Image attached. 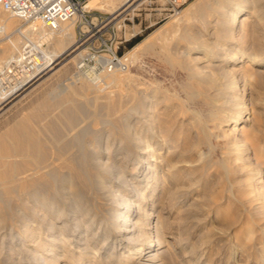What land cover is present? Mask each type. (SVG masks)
Listing matches in <instances>:
<instances>
[{
  "label": "bare ground",
  "instance_id": "1",
  "mask_svg": "<svg viewBox=\"0 0 264 264\" xmlns=\"http://www.w3.org/2000/svg\"><path fill=\"white\" fill-rule=\"evenodd\" d=\"M139 1L95 0L92 4L86 2L85 9L108 12L110 21H116L115 26L120 28L119 17L136 8ZM2 13L1 29L7 33L12 19L21 20ZM177 15L168 30L176 31L183 23L188 24L189 31L196 30L194 35L186 33L190 36L185 39V47L171 48L175 57L170 56L171 63L168 62L176 64L181 71L179 76L184 77L180 88L186 99L201 98L211 107L207 117H212L217 128L230 122L232 131L246 138L240 144L234 137L228 140L230 147L244 151L243 157L240 152L235 153L233 160L246 163L249 154L254 155L256 149L262 154L264 147L258 143V125L252 122L251 114H246L245 107L238 108L235 92L240 84L244 92L248 77L256 79L255 84L264 92V73H252L264 66V0H194ZM192 18L197 22L190 23ZM77 19L60 24L53 33L35 25L26 27L22 34L17 32L10 42L17 54L7 61L19 55L24 38H46L49 42L44 68L30 79L20 81L23 87L53 69L68 51L77 52L72 60H77L78 65L84 55L83 50L75 47ZM243 39L252 41L247 43ZM152 44L147 43V47L156 46ZM191 52L195 55L191 56ZM128 55L123 59L129 64L134 56ZM118 72L123 71L103 72L93 80L76 71L63 83L45 90L43 100L29 113L36 117L30 121L31 128L26 127V120H18L0 134V264H132L135 259H139L138 264H146L141 261L144 257L154 262L157 246L172 231L165 214L177 210L176 214H181L180 223L184 224L194 216L191 207L200 211L212 202L204 192L198 198L199 203L194 200L183 209L195 193L192 185L201 181L204 174L202 171L194 177L198 171V166H194L203 160L199 149L206 144L204 135L190 136L191 122L184 124L181 117L187 113L184 103L173 105V98L178 96L172 94L168 98V92L159 87L124 90ZM19 90L0 92V99L12 97ZM84 108L90 110L92 118L80 125L85 122ZM2 109L0 106V113ZM199 128L205 130L204 125ZM200 167L204 169L205 164ZM261 172L258 169L256 174ZM184 180L189 188L181 185ZM201 183L205 191L208 184L204 180ZM157 189H160L157 201L146 196ZM156 202L161 205L158 211L153 209ZM146 206L151 210L145 212ZM149 212H153V218L145 228L144 219ZM184 228L178 226V234ZM251 235L246 238L248 241ZM179 239L189 245L188 256L195 259L194 264L208 250L221 248L222 243L220 237L213 235L201 237L197 244ZM225 257L224 264H229L228 258L235 256Z\"/></svg>",
  "mask_w": 264,
  "mask_h": 264
},
{
  "label": "rangeland",
  "instance_id": "2",
  "mask_svg": "<svg viewBox=\"0 0 264 264\" xmlns=\"http://www.w3.org/2000/svg\"><path fill=\"white\" fill-rule=\"evenodd\" d=\"M141 1L142 0L139 1V5L136 8H134L132 11H126L125 14L119 17V20L121 19L120 28H117L115 26L116 21L111 22L109 25L113 26L112 34L110 32H107V34L105 35L106 37H109L110 34V39H117V41H120L117 48L118 56L127 57L128 53H129L128 55L129 57L130 55L134 56L131 57L129 60L130 63L128 64L127 71L118 72V76L122 79L120 87H122L124 90L127 89L128 87H133L134 89H138V90H142L145 88L153 89V87L154 88L159 87V88H163L162 89L163 92L165 93L168 92L166 94L168 98H171L172 94H176L178 96L177 99L173 98L172 100V103L174 102L173 105H175V103L176 104L184 103L183 108L186 110L187 113L181 117L182 120L184 119L183 121L185 122L184 124L188 123L187 121L191 122L190 123L191 128L189 130V133L191 134L190 136L193 137L201 134L200 137H202V135H204L205 137L203 136L202 138H204L206 144L201 145L199 149L200 152L202 151L203 154V160H202L203 162L201 161L199 164H196V166H194V167L198 166L197 167L198 171H196L197 174L195 173L194 177L198 176V174L201 175L202 171L204 172V174L201 176V181L197 182L195 185H192L191 190L195 191V193L191 194L192 197H190L187 200L183 209H186V207H188V205L191 204L192 201L193 203L196 202V204L199 203L200 199L198 198H200V195L204 192L207 193L210 196V199L212 200L211 203L202 207V210L200 209V211L199 209L198 210L195 209L194 206L191 207L193 209H191L190 212L194 213V216L192 218L187 219L186 223L184 224L180 223L179 218L181 217V214H176L177 210L176 211L171 210L169 211L168 214H165V216L168 219L167 221L169 223L168 225H170L172 231L170 233H166L164 235L163 244L157 246V250L153 256L155 260L154 262L146 261V257L141 259V261H144L146 264H159V263L160 264L162 263L163 264H174V263L194 264L195 259L188 256L189 245L183 244V241L182 240L180 241L179 238L187 239L188 242L197 244L201 237L204 236L211 237L213 235L220 237V240H222L221 245L223 246L220 245L221 248L219 247L216 248L215 246L214 247L215 249L208 250L205 257H202L198 264H205V263L224 264V262L227 260L225 259L226 258L225 256L231 257L232 255L235 257L228 258V260L230 261L229 264H232L231 262H235V261H237L236 264H264V221H263L264 206H262L264 205V170H263L264 152L261 154L256 149V151L252 153L254 155L249 154L251 157L249 160L246 161V163L245 161L242 162L238 160H233L235 157V153L240 152L242 155L244 151H242V149L241 151H237L239 147H234V146L230 147L228 142L230 140H233L231 137H234V140L235 139L238 140L240 144L246 138L243 139L244 136L237 134L235 131H232L233 124L230 122H228L226 126H223L222 124V127L217 128L214 122L211 121L212 117L211 116L209 118L207 117L210 115L209 112L211 110V107L206 105L203 99L201 98L186 99L185 92L180 88L179 85L184 82V77L179 76L181 71L176 64L170 65L171 62L169 61V57L170 56L175 57V54L173 51H171V48L173 49V47L177 46L178 48L182 49L183 47H185L187 45V42L185 40L187 39L186 37H189L191 34L194 35L196 32L195 28H192L191 26L192 29L190 28L191 31H189L188 24L183 23L182 26L176 31L168 30L167 28L173 23V21L178 15L177 14L171 15V13L168 10V7L160 1H155L154 4H148L145 2L142 3ZM193 1L194 0L187 1L180 8L178 12H181V10L188 7ZM94 2L95 0L87 1L88 4H92ZM92 10H95L97 15L101 16L100 18L102 19L105 17L111 18L110 14L104 10H98V9H92ZM4 14L5 16H8L6 13ZM100 18L98 17V19ZM11 21L13 23L11 24L12 25L11 28H9L6 31L7 33L2 32L1 29L2 27L0 24V29H1L0 39H3L0 41V65H2L10 58L14 57L13 55L17 54V53L14 54V50L11 49L12 47L10 45V42L14 40V38H16L17 36L16 30L20 27L21 21L16 22L14 21V19H12ZM196 22L197 19L195 18H192L190 20V23H196ZM186 33H189L190 35H186ZM4 36H9L10 39H6V37L4 38ZM160 36L162 37L159 38ZM77 37H78V30L76 24H74V40L76 44H77L76 42ZM152 37H154L153 39L155 40L152 39L153 40L152 41L150 39ZM243 40H246L247 43L252 41V39H248V40L243 39ZM144 42L151 44L153 43L152 47L153 45L156 46L153 48L147 47V43L145 44ZM139 43L141 45L140 47H138V49H136L137 44ZM167 47L169 49H167ZM80 49L81 48H79V50ZM168 50H170V52H168ZM76 53H77L76 51L75 52L68 51L56 61V64L52 66L53 69L48 71L46 74L42 75L38 80L37 78L34 79V81L25 85L12 97H6V99H0V106L5 110L4 111L2 109L3 113H0V134H2V132H4L6 129L11 128V126L13 127L18 120L19 121L26 120L25 121L26 127L29 128L32 127L30 125L31 123L30 121H34L36 117L33 115L32 117L30 115L31 114L30 112L33 111L35 105L38 102H41L43 100L44 98L43 95L48 91L49 87L51 88L52 86L54 87L60 83H63L65 78L74 75L76 71H80L77 69V64H76L77 60H72V57H74ZM82 54H84V52ZM190 55L193 56L195 54L191 52ZM136 56L138 57V59H136L137 58ZM256 70L258 71H252V73L256 72V74L257 73L262 74L264 73V66ZM80 72L86 74L93 80L95 76L98 75V73L92 72L88 69L81 70ZM101 73L103 72H100L99 74ZM96 81L97 80L95 79L94 82ZM255 83H256V79H252V78L250 79L248 77L247 84H245L246 86L244 92H241V84H240V89L239 91L237 90L235 92V95L237 94L236 101L237 104H239L238 108L245 107V109L247 110L246 114H251L252 122L258 125L260 129V132L258 133V141H259L258 143L264 147V92ZM106 86L109 85H103L104 88ZM77 102L80 103L79 100ZM187 107L189 108L190 112ZM84 111H85V115H84L85 122H83L80 125H84L92 118V116L89 114L90 110L88 108L87 109L84 108ZM192 112H194V114L197 115L195 116ZM226 112L228 111L226 110L224 114H226ZM76 120L78 121L80 120V118L76 117ZM177 120L179 119L177 118ZM204 120L205 121L207 120V122H205ZM202 121H204L206 124L203 123ZM199 125L200 127L204 125L205 130L203 131L201 128H199ZM238 125H241V123H239ZM187 126H189V124ZM181 130H183V128H181ZM224 135L226 136L225 138H223ZM254 150L255 149H253V151ZM236 161L237 163L235 164ZM232 163H234V165ZM204 164H205V168L201 169L200 166ZM258 169L262 171L261 174H256ZM222 172H224L225 174ZM203 180L208 184V186L205 188V191H203V188L201 186L202 184L201 182H203ZM218 181H220L221 183L220 182L218 183ZM181 185L185 188H189L187 180H184V182L182 181ZM159 190L158 189L155 190L151 195H148L147 193L146 196H150L153 198V200L157 201L158 196L160 194ZM216 200L217 202L215 203L214 201ZM144 206L145 205H143V208ZM237 207L240 209H238ZM260 207L263 209H260ZM160 208L161 205H159V203L156 202V204L153 207L154 211H158ZM218 209L220 211H218ZM150 210L151 208H147V206L145 207V212H148ZM193 211L195 212L197 211L198 214ZM149 213L151 214H149L147 218L144 219V223L146 222L145 228H148V224L150 221H152L153 218L152 217L153 212H149ZM223 219L226 220L227 222L226 221L224 222ZM257 222L259 223V225H257ZM178 226L185 227L186 228V229L184 228L185 231H182L180 234H178ZM250 233H252L251 241L250 240L248 241L246 238ZM223 240L226 241L224 242V244H223ZM167 242H169V244H167ZM241 245H243V247H241ZM240 247L243 249L241 250ZM184 255L186 257H183ZM138 260L139 259H135L134 260L135 263L132 264H138L136 263L139 262Z\"/></svg>",
  "mask_w": 264,
  "mask_h": 264
},
{
  "label": "built area",
  "instance_id": "3",
  "mask_svg": "<svg viewBox=\"0 0 264 264\" xmlns=\"http://www.w3.org/2000/svg\"><path fill=\"white\" fill-rule=\"evenodd\" d=\"M87 1L0 0V12L21 20V25L17 29L21 34L31 25L41 26L53 33L58 30L60 24L78 18L75 22L78 30L76 47L84 52V56L78 61V70L88 69L98 74L127 70L128 63L123 56L117 54L120 41L110 39V34L109 37L105 36L107 32L112 34L110 17L102 19L95 10L85 9ZM155 1L162 2L168 7L171 15H175L189 0H148L147 2L154 4ZM48 46L49 42L46 38L22 39L21 51L16 59L0 65V92L8 90L14 92L21 89L23 86L20 81L30 79L33 74L44 68Z\"/></svg>",
  "mask_w": 264,
  "mask_h": 264
}]
</instances>
